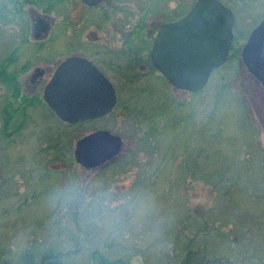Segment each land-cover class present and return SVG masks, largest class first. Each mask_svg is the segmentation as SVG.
<instances>
[{
	"label": "rangeland",
	"instance_id": "obj_1",
	"mask_svg": "<svg viewBox=\"0 0 264 264\" xmlns=\"http://www.w3.org/2000/svg\"><path fill=\"white\" fill-rule=\"evenodd\" d=\"M194 1L107 0L86 8L81 0H0V64L19 56L5 70L19 72L38 55L53 64L74 49L90 54L93 46L112 50L102 60L121 63L115 73L101 62L118 93L112 112L74 124L34 102L24 116L19 107L4 129L7 104L17 102L0 78L3 257L19 264L26 251L53 250L66 264H97V257L264 264V91L237 58L242 37L264 15V0H228L240 34L197 93L172 88L126 47L148 39L138 21L175 20ZM31 8L55 21L35 56L19 42L33 40ZM96 129L119 134L123 147L102 168L85 170L73 149Z\"/></svg>",
	"mask_w": 264,
	"mask_h": 264
},
{
	"label": "water",
	"instance_id": "obj_2",
	"mask_svg": "<svg viewBox=\"0 0 264 264\" xmlns=\"http://www.w3.org/2000/svg\"><path fill=\"white\" fill-rule=\"evenodd\" d=\"M81 1L95 6L105 0ZM233 24L232 11L219 0H196L183 16L160 25L150 52L152 63L174 89L197 93L213 70L226 62ZM48 29V22L40 20L33 28L34 37ZM240 59L264 90V19L241 47ZM42 98L62 122L69 124L102 117L117 102L111 81L79 55L67 57L55 68ZM122 143L118 134L97 129L76 140L73 156L82 167L94 168L116 156Z\"/></svg>",
	"mask_w": 264,
	"mask_h": 264
},
{
	"label": "flooded vegetation",
	"instance_id": "obj_3",
	"mask_svg": "<svg viewBox=\"0 0 264 264\" xmlns=\"http://www.w3.org/2000/svg\"><path fill=\"white\" fill-rule=\"evenodd\" d=\"M106 1L107 0H105L103 2H106ZM223 1H224V3L223 2L222 3L225 6L229 7V9L232 11L233 16H234V24H233V30H232L233 31V40H232V42H234L235 40L238 39V36L240 34V30H238V27L236 26L237 25L238 17H237V14H236L233 6H231V3H229L228 0H223ZM193 3L191 4V6L193 5ZM99 4H97V5H99ZM83 5L86 8H94V7L97 6V5H95V6H88V5H85L84 3H83ZM191 6L186 10V12L191 8ZM21 9H22V7H21ZM31 9L32 10L30 12V20H29L30 21V35L33 38L32 42H38V43L37 44H31L32 42L30 40H26V39H21V40H19V42L22 43V44L23 43L24 44H30V51L31 52H29V53L32 56H35L37 53L41 52L42 50H44L45 47H47V46L41 44V42H43L46 39L45 37H47L48 34L50 33L51 27L55 23V21H54V18H52L49 14L37 12L33 8H31ZM157 14H164V13H161V12L158 13V12H156L154 15H157ZM180 17H178V18H180ZM178 18H176V19H178ZM42 19L43 20H46L48 22L49 29H48V31H45V32L42 31L41 33H39L37 35V37H34L33 28H36V26L39 24V21L42 20ZM263 19H264V15L261 16V18L258 19L257 22L254 23V25L244 35V37H242V45H240L241 47L247 41V39H248L251 31L254 29V27L257 26L260 23V21H262ZM171 21H174V20H172V19H170V20L164 19L163 21H160L155 16H153V21H148V17L146 16L145 18H143L140 21H138L137 26H139L141 28V30L142 29H145V31H146L145 32V36L148 38L147 40L136 39V40H133V41H128L127 42L128 45L125 44L126 43L125 40H121V41L117 40V42H119V43L121 42V45L120 46H125L126 45V47H133L132 53L138 52V57H141V56L145 57L144 59H146V66L148 67V69H151L155 74L160 75L162 78H164V76L160 73V71L157 70V68L153 65L152 59H151V56H150V52H151V48H152V44H153V39H154V37L156 35V32H157L158 28L160 27V25H162L164 23H167V22H171ZM59 22H61V21L59 20L56 23H59ZM34 24H37V25L34 26ZM41 24L42 23H40V25ZM40 27L41 26H38V28H40ZM235 36H236V38H234ZM80 43H81V41L78 43V45ZM231 45H232V43H231ZM138 46L141 49H139V50L136 51V47H138ZM17 47H20V44L14 45V47H12V49L15 48L17 50ZM101 48L105 49V51H103ZM101 48H94V46L93 47H90V50H91L90 54L77 53V52L74 53L76 51V49H74L72 52H70V53H68L66 55H60V56H58V58L53 62V64H47L48 62H46L45 59L38 58V57L41 56V55H38L36 57H33L34 60H33V62H30L29 65H27L26 63H24L19 68L20 69L19 72H14V71L9 72L7 70H5V72H0V78H1V80L4 79L5 77L12 78V80L10 82H8L9 83L8 89L10 90L11 100H13L12 102H17V107H15V108L12 107L13 104H11L10 102L7 104V109H10L12 111V113H13L11 115L9 121H11L12 118H14V116L16 115V113H18L19 107L21 108L22 116H24L25 115V108H26V105L27 104L30 105V104H33L34 102H37V103H43L44 105H47L46 102L42 98V93H43L44 86L46 85V83L49 81V79L53 75L55 68L64 59H66L67 57H69L71 55H79V56L85 57L88 60H90L103 73V75H105V77H107L111 81V83L113 84V86L115 88V92H116V96H117V102H118V93H117V90H116V86H115L113 80L111 79L110 75L108 74V72L111 69L113 72L118 73V70L119 71L121 70V63L118 60H115V61L102 60V57H104L106 55L111 56L110 54L113 53V52H112V50H110V48H105L104 46H102ZM230 48H231V46H230ZM128 50L130 51V48ZM119 51H120V49L117 50V52H119ZM9 53H12V51L9 52ZM129 53H131V52H129ZM139 55H141V56H139ZM9 56H10V54H9ZM133 56H136V59L138 60L137 54L136 55H131V57H133ZM18 57L19 56L18 55H15V52H14V58L6 66V69L9 68L11 65H13L15 63L16 58L18 60ZM237 58H238V61L240 63L241 62L240 54L238 55ZM37 59H40V60H37ZM47 61H49V60H47ZM101 62H103V64H105L109 68L108 71L101 65L102 64ZM246 70H247V68H246ZM248 74H249V76L255 82H257L259 85H261V82L258 81L256 79V77L251 72L248 71ZM261 87H262V85H261ZM143 89H140V90H143ZM262 89H263V87H262ZM117 102H116L115 106L117 105ZM9 105H10V107H9ZM114 107H113V109H114ZM51 112L54 114V112L52 110H51ZM110 113H108V114H106V115H104L102 117H105V116L109 115ZM4 115H5V111H4ZM4 115L2 116V119H3ZM102 117H98V118L91 119V120H96V119H99V118H102ZM91 120H86V121H91ZM81 122H85V121H81ZM93 131H95V130H93ZM113 133H115V132H113ZM115 134H117V133H115ZM122 141H123V138H122ZM122 147H123V143H122ZM122 147H121V150H122ZM121 150L119 151V153L121 152ZM116 156H114L113 158H115ZM113 158H111L110 160H108L104 164H102L100 166H97V167H94V168H84L81 165L80 166L82 168H84L85 170H87V169H98V168H102L108 162L112 161Z\"/></svg>",
	"mask_w": 264,
	"mask_h": 264
},
{
	"label": "trees",
	"instance_id": "obj_4",
	"mask_svg": "<svg viewBox=\"0 0 264 264\" xmlns=\"http://www.w3.org/2000/svg\"><path fill=\"white\" fill-rule=\"evenodd\" d=\"M13 60V57H7L1 64H0V72H5L6 66ZM214 71V70H213ZM6 82L7 85H9L8 82L12 80L10 77H5L2 79ZM16 110V109H15ZM14 110V111H15ZM12 111L10 109H6L5 115L3 117V128L6 129L9 127V124L11 121H9ZM5 252L0 251V264H16V262H13L9 258L3 257ZM98 262L97 264H122L120 261L110 262L106 261L105 259L101 257H97ZM19 264H66V262L58 256L53 250H45V252H42L40 255L36 254L35 252H29L26 251L25 257L21 258Z\"/></svg>",
	"mask_w": 264,
	"mask_h": 264
}]
</instances>
